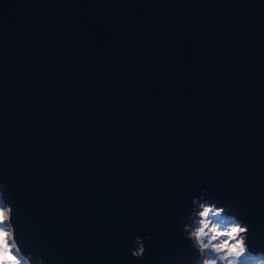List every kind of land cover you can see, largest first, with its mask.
I'll list each match as a JSON object with an SVG mask.
<instances>
[{
  "label": "water",
  "instance_id": "obj_1",
  "mask_svg": "<svg viewBox=\"0 0 264 264\" xmlns=\"http://www.w3.org/2000/svg\"><path fill=\"white\" fill-rule=\"evenodd\" d=\"M0 184L31 264H197L193 198L264 253V0H0Z\"/></svg>",
  "mask_w": 264,
  "mask_h": 264
},
{
  "label": "clouds",
  "instance_id": "obj_2",
  "mask_svg": "<svg viewBox=\"0 0 264 264\" xmlns=\"http://www.w3.org/2000/svg\"><path fill=\"white\" fill-rule=\"evenodd\" d=\"M4 187L0 184V189ZM192 223L184 226L191 246L201 259L197 264H264V253H253L247 246L248 226L225 208L209 199L193 198ZM12 208L0 192V264H31L30 255L21 250L12 223ZM144 252L143 245L135 251Z\"/></svg>",
  "mask_w": 264,
  "mask_h": 264
},
{
  "label": "rangeland",
  "instance_id": "obj_3",
  "mask_svg": "<svg viewBox=\"0 0 264 264\" xmlns=\"http://www.w3.org/2000/svg\"><path fill=\"white\" fill-rule=\"evenodd\" d=\"M225 215H226V213H225ZM230 215V214H229ZM193 222V221H192ZM192 222H190L189 224H191ZM248 246V245H247ZM249 250H250V248H249ZM251 251V250H250ZM252 252V251H251ZM199 259V258H198ZM200 259H201V257H200Z\"/></svg>",
  "mask_w": 264,
  "mask_h": 264
}]
</instances>
